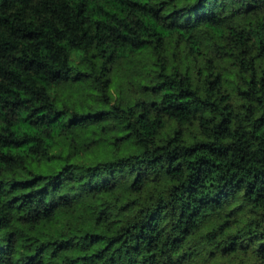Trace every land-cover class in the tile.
<instances>
[{"label": "trees", "instance_id": "trees-1", "mask_svg": "<svg viewBox=\"0 0 264 264\" xmlns=\"http://www.w3.org/2000/svg\"><path fill=\"white\" fill-rule=\"evenodd\" d=\"M0 264H264V0H0Z\"/></svg>", "mask_w": 264, "mask_h": 264}]
</instances>
